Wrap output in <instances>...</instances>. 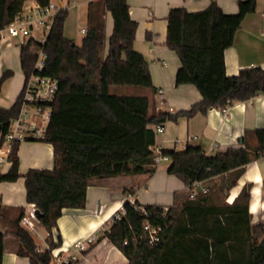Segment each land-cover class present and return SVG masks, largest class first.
Here are the masks:
<instances>
[{"label": "trees", "instance_id": "16d2710c", "mask_svg": "<svg viewBox=\"0 0 264 264\" xmlns=\"http://www.w3.org/2000/svg\"><path fill=\"white\" fill-rule=\"evenodd\" d=\"M27 1L0 0V30L21 13ZM35 1L46 6L51 0ZM257 3L240 0L236 13L225 12L216 0L200 11L183 6L170 9L166 43L181 61L177 84H192L202 94L191 108L176 113L155 109L153 95L157 89L148 61L134 47L138 22L131 17L128 0L89 2L86 32L80 44L66 36L69 9H62L55 15L45 42L30 37L20 45L25 80L34 69L38 50L43 48L46 59L42 72L58 79L59 89L50 103L48 127L39 140L53 145L54 167L31 168L22 175L17 145L10 169L0 172V183L25 177L26 200L42 211L40 224L48 231V246L40 249L22 226L24 210L19 209L11 221L18 241L17 255L26 257L29 264H51L54 250L63 244L61 234L55 233L63 209L84 208L88 187L95 180L154 174V125L264 94L262 67H247L229 75L225 65L226 49L232 46L244 17L256 10ZM108 11L114 31L106 48ZM12 75V69L0 75V92ZM23 94L10 107L0 106L2 129L18 116ZM250 134L256 141L254 146L247 144L245 135V147L215 154H208L197 144H188L182 151H163L170 157L167 171L181 179L189 191L194 189L193 182L204 184L229 172L236 180L246 164L264 156V128ZM230 186L214 184L207 192L198 189L195 198L177 194L168 206L126 201V212L120 219L112 218L98 240L107 238L125 255L128 264H264V220L253 222L252 186L245 185L229 203ZM3 209L0 201V213ZM148 223L163 229L156 244L144 232ZM5 234L0 230V264L5 254Z\"/></svg>", "mask_w": 264, "mask_h": 264}, {"label": "crops", "instance_id": "0c3cea01", "mask_svg": "<svg viewBox=\"0 0 264 264\" xmlns=\"http://www.w3.org/2000/svg\"><path fill=\"white\" fill-rule=\"evenodd\" d=\"M91 1L93 0H81L79 3L89 4ZM211 1L213 0H128L131 17L138 22L134 47L142 52L148 61L153 84L157 89L153 95L156 110L176 113L191 108L202 99V94L196 86L177 84L176 75L181 61L178 54L166 43L167 17L172 7L183 6L189 11H200L207 8ZM216 1L227 13H236L239 10L240 0ZM257 2L256 10L244 17L232 46L225 51V65L229 75L238 74L241 69L252 66L264 69V0ZM76 3L79 4L78 1ZM86 27L87 25L82 28ZM112 31L113 17L108 11L105 14L106 48L109 47L108 39ZM20 41L21 38L8 33L0 38V75L6 69L13 70L12 77L7 79L11 84L8 94L10 106L22 92L25 84L20 62ZM160 88L165 89L163 105H160L161 97L157 93ZM0 106L10 107L1 105V102ZM257 128H264L262 93L249 100L232 103L227 117L222 114L220 107H213L205 114L197 113L192 117L179 116L177 120H167L164 122V132L157 134L152 149L155 153L158 150L182 151L188 144H197L208 154H215L229 148L245 147V135L247 144L254 146L256 141L250 133ZM17 155L19 172L22 175L31 168L54 167V147L51 143L25 140L19 144ZM169 161L156 163L157 169L152 175H119L95 180L88 187L87 203L84 208L63 209V214L58 220L59 226L55 229V233L61 234L63 244L57 250L65 251V255L74 253L77 257L74 264H128V259L114 244L107 238L98 240V237L107 228L113 215L123 206V196L129 193L125 192V189L132 188V195L142 205L168 206L174 202L175 195L187 194L185 183L168 173ZM231 173L216 176L204 185L210 187L214 184L231 183L232 186L227 188L226 200L232 203L243 187L251 184L250 211L253 222L264 220V156L246 164L243 174L238 179L231 177ZM26 192L24 176L15 182L0 183V201L4 206L0 213V230L6 233L5 240H11L13 245L16 236L12 233L11 221L21 208L24 214L28 213L32 204L27 202ZM42 228L44 234L39 230L42 235L39 239L43 242L37 241L40 249L48 246L46 241L48 231L43 225ZM6 241L3 264H29L26 257L17 255V247H13V251L8 254ZM78 241L86 243L85 247L75 248L73 245Z\"/></svg>", "mask_w": 264, "mask_h": 264}, {"label": "built area", "instance_id": "2783aa9c", "mask_svg": "<svg viewBox=\"0 0 264 264\" xmlns=\"http://www.w3.org/2000/svg\"><path fill=\"white\" fill-rule=\"evenodd\" d=\"M72 0H51L48 5L40 6L35 0L26 2L23 10L16 18L4 29L0 30V38L4 37V33H8L11 36L21 35L20 45L24 43L28 38L34 37L40 42H45L46 36L52 27L54 17L62 9H68ZM36 24L42 27L44 36L39 34L35 35L32 32L30 24ZM82 32H86V28H82ZM46 53L43 48L38 50L37 60L32 73L30 74L23 87V99L18 116L13 118L9 126L6 129L0 127V167L12 165L14 161L13 152L15 147L25 140H41L44 137L46 128L51 118V105L57 95L59 89L58 79L53 78L47 74H43L45 67ZM161 97L160 105L164 104L163 95L165 89L160 88L157 91ZM231 104L220 107V110L224 116L227 117ZM156 133L164 132V124H157L153 126ZM170 157L163 151L158 150L155 153V163L161 161H169ZM194 189L190 191L189 197L195 198L196 191L200 189L202 192H207L208 187L199 182H193ZM123 202L130 201L135 203V198L132 193H128L123 196ZM144 209V208H142ZM36 206L31 204V208L28 213L23 215L21 224L32 235L41 238L42 235L38 229L37 223L40 221L35 214ZM125 209L122 206L121 209L113 215V219H120L125 213ZM163 229L159 226L152 224H146L144 227L145 234L149 235L150 241L156 244L160 240V233ZM84 242L78 241L74 243L76 248H84ZM63 250H54L53 260L54 264H62L74 261L77 259L74 253L64 254Z\"/></svg>", "mask_w": 264, "mask_h": 264}, {"label": "rangeland", "instance_id": "374dc122", "mask_svg": "<svg viewBox=\"0 0 264 264\" xmlns=\"http://www.w3.org/2000/svg\"><path fill=\"white\" fill-rule=\"evenodd\" d=\"M56 1V0H54ZM81 0H72L71 6H70V11L68 18L65 23V34L67 37L73 39L77 44H80L82 42V39L85 35L84 32H82L81 28L85 25H87L88 19H87V9H88V3H79ZM76 5V6H75ZM30 27H32V32L37 35L44 36V31L42 27L37 26L36 24L32 23L30 24ZM5 35L7 34L6 32L4 33ZM16 37L21 38V35H17ZM11 84L9 81H5L3 83L1 92H0V102L1 105L3 106H10V98H9V90H10ZM10 165L5 166V167H0V172L4 173L7 172L10 169ZM217 185V184H215ZM190 191L187 190V194L189 197ZM190 198V197H189ZM38 229L44 234V229L42 228V225L37 223ZM14 236V235H13ZM33 237L36 239V241H39V243L43 242L37 238L36 236L33 235ZM17 240V239H16ZM15 240V243L13 245V242L11 240L6 241V252L10 254L13 251V247H17L18 241Z\"/></svg>", "mask_w": 264, "mask_h": 264}, {"label": "water", "instance_id": "95a60500", "mask_svg": "<svg viewBox=\"0 0 264 264\" xmlns=\"http://www.w3.org/2000/svg\"><path fill=\"white\" fill-rule=\"evenodd\" d=\"M35 214H36V216H37V219H38L39 221H41V219H42V217H43V213H42V211H41L39 208H36V210H35Z\"/></svg>", "mask_w": 264, "mask_h": 264}]
</instances>
